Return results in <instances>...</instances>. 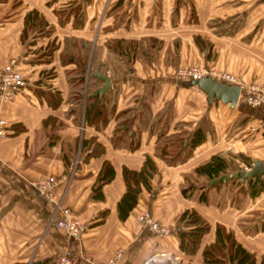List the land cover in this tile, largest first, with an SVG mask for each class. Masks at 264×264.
I'll return each instance as SVG.
<instances>
[{"label":"crops","instance_id":"0c3cea01","mask_svg":"<svg viewBox=\"0 0 264 264\" xmlns=\"http://www.w3.org/2000/svg\"><path fill=\"white\" fill-rule=\"evenodd\" d=\"M112 39L122 52L106 46ZM108 54L118 62L112 75L104 69ZM9 59L24 84L10 100H0V264H58L61 256L67 257L63 264H142L162 254L157 264H200L216 223L258 264L264 256V174L258 181L208 185L210 178L194 169L211 155L234 153L264 167V106L249 105L240 94L232 107L208 103L173 73L201 63L232 75L230 83H255L264 93V0H0V68ZM92 70L110 79L99 98L91 96L101 84ZM55 91L59 101L52 105ZM89 97L105 118L97 128L83 121ZM48 116L54 125L42 126ZM252 124L257 127L248 131ZM197 130L201 139L189 147ZM91 137L102 146L97 154H89L90 143L80 150V140ZM175 138L181 140L177 149ZM145 158L153 170L121 218L115 207L124 191L121 169L137 171ZM104 160L113 176L96 198L92 186ZM44 177L57 181L59 204L83 224L77 238L54 226L59 214L50 218L52 202L32 188ZM253 182L261 189L251 196ZM201 191L205 202L198 201ZM189 209L208 229L185 254L179 248L185 227L177 216ZM135 212L168 231L141 226Z\"/></svg>","mask_w":264,"mask_h":264},{"label":"trees","instance_id":"16d2710c","mask_svg":"<svg viewBox=\"0 0 264 264\" xmlns=\"http://www.w3.org/2000/svg\"><path fill=\"white\" fill-rule=\"evenodd\" d=\"M31 19H35V13L31 11ZM28 14L25 16V27L28 25L27 22ZM39 22V20H37ZM106 46L112 50H119L122 52L121 42L117 39H112L106 42ZM51 46L45 52L46 55H49L51 52ZM72 82L81 81V78L74 77L70 79ZM54 103L55 105L59 101L58 92H53ZM84 106L83 111V121L87 125H92L95 128L101 123L104 124L105 118L101 117V114L98 112V105L96 104V99L89 97ZM57 125L59 123H56ZM41 125H54V119L52 116H48L41 121ZM117 127L113 132V141L116 139V132L119 131ZM200 131H195L190 139L188 140V146L193 147L201 139ZM176 139V138H175ZM176 149L180 146L181 140L176 139ZM184 141H182L183 144ZM87 144H91V149L89 154H97L102 150V146L95 141L94 138H89L88 140H80V150H82ZM187 143V142H186ZM174 149V151L176 150ZM161 150V149H160ZM163 150H161L162 152ZM247 159L240 154L231 155L230 157L220 154H214L209 157V159L202 165L197 166L194 169L199 175H204L210 179L216 178L221 174H227L229 172L237 170L239 162H244ZM148 170H153V165L145 158L143 166L137 170H129L125 167L121 169V177L124 183V191L121 196L116 201V210L119 216L124 217L127 212L134 206L136 201V195L138 190V184L144 183L146 176L149 175ZM113 176V169L110 163L106 160L102 161L101 166L96 174L94 185L92 186V196L96 198L101 197L100 188L103 184L107 183ZM237 178L231 177L225 179L227 182H235ZM224 181V182H225ZM218 184V183H217ZM216 184V185H217ZM249 194L251 196L256 195L261 189V185L255 182L249 184ZM185 189H181L183 195ZM198 201H206V195L204 191H201ZM177 221L182 222L184 230L183 235L179 238V248L185 254H191L195 251L198 246L200 236L208 229V223L203 219L199 214L194 210H183L177 216ZM21 264V263H19ZM200 264H256L254 254L245 248H243L234 238L230 231L225 230V228L216 223L214 226V239L212 242L204 245L201 249V262ZM258 264H264V256H261L258 260Z\"/></svg>","mask_w":264,"mask_h":264},{"label":"built area","instance_id":"2783aa9c","mask_svg":"<svg viewBox=\"0 0 264 264\" xmlns=\"http://www.w3.org/2000/svg\"><path fill=\"white\" fill-rule=\"evenodd\" d=\"M173 74L178 80H188L190 78H198L209 75L215 80L226 83L234 81L232 75L223 72H216L214 69L205 65L191 64L183 67H177ZM23 84V76L16 68L15 61L13 59H9L0 68V100H10ZM238 86L240 88L239 94L243 97L247 104H261L264 106V93L258 84L250 83ZM3 126L4 121L0 118V133L3 131ZM56 182L57 181L52 177H44L39 178L36 181H32L31 186L38 195L52 202L50 218H52L54 214H59V217L53 222L54 226L64 230L68 236L77 238L83 229V224L78 219L71 216L66 207L59 204L54 193V186ZM134 217L141 226L148 228L156 234H162L168 231L167 227L160 225L157 221L143 212H135ZM161 256L164 255L149 257L147 260H144L142 264H157V262L160 261ZM61 263H67L66 256L58 258V264Z\"/></svg>","mask_w":264,"mask_h":264},{"label":"water","instance_id":"95a60500","mask_svg":"<svg viewBox=\"0 0 264 264\" xmlns=\"http://www.w3.org/2000/svg\"><path fill=\"white\" fill-rule=\"evenodd\" d=\"M90 76L101 82L100 86L94 89L91 93V96L96 95L99 98L101 94L109 88L110 79L107 75L99 73L97 70H92L90 72ZM182 82L184 85L196 86L199 90H201L205 94L208 103L214 99L219 100L222 103H227L230 107L235 104L240 91L237 84L215 80L209 75L198 78H190ZM243 165V169H237L227 174H221L216 178L210 179L207 184L215 185L231 177H235L240 181H249L251 178L258 181L260 176L264 174V167L257 159L245 162Z\"/></svg>","mask_w":264,"mask_h":264},{"label":"rangeland","instance_id":"374dc122","mask_svg":"<svg viewBox=\"0 0 264 264\" xmlns=\"http://www.w3.org/2000/svg\"><path fill=\"white\" fill-rule=\"evenodd\" d=\"M108 63H107V66H105V73H108L109 75L111 74H115L114 73V71H115V66H117V57H115L113 54H108V61H107ZM191 65V64H190ZM195 65H201V63H197V64H195ZM209 67V66H208ZM112 68H114V70L112 69ZM210 68V67H209ZM214 71H216V72H219V71H217V70H214ZM220 73H222V72H220ZM224 73V72H223ZM162 126V125H161ZM161 126H159V127H161ZM255 124H252V125H249L248 126V131H250V130H252V131H254L255 130ZM257 127V126H256ZM160 130V129H159ZM228 136V135H227ZM171 149V148H170ZM170 152H173V149L172 150H169ZM234 154H237V153H234ZM242 163V165H241V167L242 166H244L243 164V162H241ZM244 168V167H243ZM243 168H241V169H243ZM185 186H187V184L185 185ZM188 186H189V184H188ZM181 224V226H183L182 225V223H180Z\"/></svg>","mask_w":264,"mask_h":264},{"label":"bare ground","instance_id":"6f19581e","mask_svg":"<svg viewBox=\"0 0 264 264\" xmlns=\"http://www.w3.org/2000/svg\"><path fill=\"white\" fill-rule=\"evenodd\" d=\"M163 255V254H162ZM163 256H161V258H162Z\"/></svg>","mask_w":264,"mask_h":264}]
</instances>
